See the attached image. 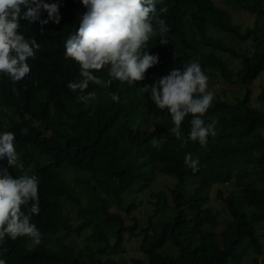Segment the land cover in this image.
<instances>
[{
    "label": "trees",
    "instance_id": "16d2710c",
    "mask_svg": "<svg viewBox=\"0 0 264 264\" xmlns=\"http://www.w3.org/2000/svg\"><path fill=\"white\" fill-rule=\"evenodd\" d=\"M46 2L59 3V24L21 21L19 29L48 46L45 68L35 63L22 85L0 74V131L15 134L24 165L14 169L5 158L0 168L38 177L40 213L32 222L41 242L32 246L28 237L6 238L0 259L6 264H128L123 246L139 241L143 258L132 264H243L249 254L250 264H264L259 262L264 235L257 230L264 223V87L258 105L252 103L253 86L264 74V0H157V10L168 9L162 18L170 28L167 44L160 43L159 34L148 42L159 63L135 84L113 80L110 87L90 85L87 91L96 95L87 103L77 99L79 90L67 87L79 78L78 63L66 61L56 48L76 32L86 9L81 0ZM232 12L253 15L254 27L243 32ZM41 19H47V12ZM226 39L242 43L241 51ZM225 55L238 59L236 69ZM194 61L208 83L220 79L243 89L234 101L214 97L203 118L217 121L216 135L208 137L205 147L178 140L170 131V113L152 103L150 92L140 90ZM97 75L110 79L108 66ZM109 93H118L119 102ZM191 119L189 114L181 125L185 139ZM186 153L199 157L197 171L186 166ZM63 172L76 174L77 187ZM161 176L169 185L155 191ZM225 184L236 191L218 186ZM214 187L223 214L212 206ZM141 193L155 199L144 219L134 213ZM170 246L174 255L161 252Z\"/></svg>",
    "mask_w": 264,
    "mask_h": 264
},
{
    "label": "clouds",
    "instance_id": "9594fccd",
    "mask_svg": "<svg viewBox=\"0 0 264 264\" xmlns=\"http://www.w3.org/2000/svg\"><path fill=\"white\" fill-rule=\"evenodd\" d=\"M86 11L79 17V27L65 43H59L66 61L79 65V78L67 84L77 97L87 103L95 98V91L88 92L90 85L110 87L113 80L135 84L145 80V73L159 63L158 55L149 53L148 42L156 35L160 43L167 44L170 28L162 15L167 7L157 10V0H81ZM60 5L46 0H0V74H6L13 85H22L35 63L44 69L43 56L48 46L37 37L26 38L20 31L21 21L28 24L60 22ZM47 12V19H41ZM53 61L50 62V65ZM108 66L107 81L100 73ZM208 77L199 62L194 61L182 70L172 68L169 74L140 88L149 93L152 103L161 111L170 113L171 133L187 143L198 142L201 147L208 137L215 136L217 121L206 123L203 118L212 105L214 95L208 91ZM18 95V91L15 90ZM119 102L118 93H109ZM191 114V128L187 139L181 133L185 117ZM15 134L0 131V160L7 159L8 166L21 170L15 144ZM157 145V140L151 142ZM185 164L193 171L199 169V157L186 153ZM39 180L34 174L13 175L7 167L0 168V244L5 239L28 237L32 246L41 242V232L32 222L39 215ZM0 264L6 261L0 259Z\"/></svg>",
    "mask_w": 264,
    "mask_h": 264
},
{
    "label": "rangeland",
    "instance_id": "374dc122",
    "mask_svg": "<svg viewBox=\"0 0 264 264\" xmlns=\"http://www.w3.org/2000/svg\"><path fill=\"white\" fill-rule=\"evenodd\" d=\"M219 4L221 7H225L228 10L233 11L231 10V8L228 7V5L224 1H220ZM232 16L234 18V22H236L238 25L242 27L243 32L245 31L246 28L254 27L256 23V18L248 12H232ZM219 35L222 37L224 34H219ZM225 42L228 46L235 48L238 52L241 51V47L243 46L242 43L237 42L236 40H232V39H226ZM224 58L228 60V64L232 66L234 69H236L237 66L239 65V61L236 58H231L229 55H225ZM262 87H264V74L261 77H259V79L255 82V85L253 86V92H252L253 105H256V106L258 105V103L256 102V98L258 94L261 92ZM207 90L211 91L214 97H220L227 101H234V98L236 96L240 97L243 95V89L237 86L229 85L220 79H217L216 82H209ZM63 177L68 183H70V186L77 187L75 183V177H76L75 173L63 172ZM167 185H169V179H166L165 177L161 176L158 178V180L155 183V191H159L160 189L164 190ZM218 186H220V188H223L226 191H230L232 189L236 191V187L232 186V184H225V185H218ZM216 192H217V188L214 187L212 191L210 192V198H211V201L213 202L212 206L217 209H220V207L216 203ZM141 194L142 195H140L138 199L136 200L137 204L141 200L140 205L138 204L139 209L134 213L136 216L144 219L152 211V208L149 202H154L155 199H152L149 196H147L148 194L147 195L144 193H141ZM220 212L223 214V211L221 209H220ZM123 214L127 217L125 213ZM127 221L131 223V219L129 217H127ZM257 230H258V234L264 235V223L259 225ZM139 243H140L139 241H133L130 243L126 242L125 245L123 246L124 251L122 252V254L125 260L128 262V264H132L131 261L134 258L135 259L143 258V254L139 250ZM164 250H165V253H169L170 255H174L176 253V249L174 250L172 246L166 247V248L164 247L161 250V252L164 253ZM248 257L249 258H246L244 260L243 264L251 263V260L253 258L252 256H250V254ZM262 260H264V255L259 256V262H262Z\"/></svg>",
    "mask_w": 264,
    "mask_h": 264
}]
</instances>
